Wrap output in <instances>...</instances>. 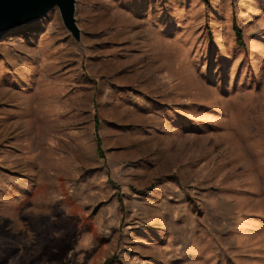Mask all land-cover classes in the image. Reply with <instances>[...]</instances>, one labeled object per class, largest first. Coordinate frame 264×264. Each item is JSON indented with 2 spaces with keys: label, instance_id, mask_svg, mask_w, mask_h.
Segmentation results:
<instances>
[{
  "label": "rangeland",
  "instance_id": "rangeland-1",
  "mask_svg": "<svg viewBox=\"0 0 264 264\" xmlns=\"http://www.w3.org/2000/svg\"><path fill=\"white\" fill-rule=\"evenodd\" d=\"M75 16L0 33V264H264V0Z\"/></svg>",
  "mask_w": 264,
  "mask_h": 264
},
{
  "label": "water",
  "instance_id": "water-1",
  "mask_svg": "<svg viewBox=\"0 0 264 264\" xmlns=\"http://www.w3.org/2000/svg\"><path fill=\"white\" fill-rule=\"evenodd\" d=\"M58 7L68 31L80 39L76 0H0V33L20 28Z\"/></svg>",
  "mask_w": 264,
  "mask_h": 264
},
{
  "label": "trees",
  "instance_id": "trees-1",
  "mask_svg": "<svg viewBox=\"0 0 264 264\" xmlns=\"http://www.w3.org/2000/svg\"><path fill=\"white\" fill-rule=\"evenodd\" d=\"M235 31H236V34H237V42L241 45L244 44V38H243V34H242V31L241 29L235 25ZM99 127H100V119L98 117V115L95 116V137H96V141H97V150H98V153H100L102 156H103V149H102V138L99 134Z\"/></svg>",
  "mask_w": 264,
  "mask_h": 264
}]
</instances>
